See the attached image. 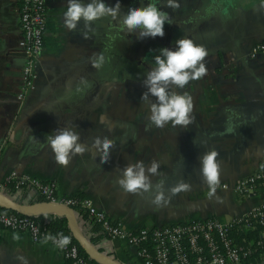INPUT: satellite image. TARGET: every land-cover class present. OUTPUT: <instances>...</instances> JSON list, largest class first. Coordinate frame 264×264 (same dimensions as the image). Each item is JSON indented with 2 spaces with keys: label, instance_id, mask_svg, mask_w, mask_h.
I'll return each instance as SVG.
<instances>
[{
  "label": "crops",
  "instance_id": "0c3cea01",
  "mask_svg": "<svg viewBox=\"0 0 264 264\" xmlns=\"http://www.w3.org/2000/svg\"><path fill=\"white\" fill-rule=\"evenodd\" d=\"M67 2L46 0L36 87L18 98L25 61L19 49V1L0 0V181L11 170L55 180L60 195L80 192L130 231L208 216L231 222L257 208L260 191L246 196L234 185L264 170V50H254L264 41L262 0H178L175 10L161 5L164 0H120L121 16L150 2L170 15L172 24L165 23L163 37L142 39L111 17L96 21L84 39L82 22L74 32L64 26ZM105 2L114 6L116 0ZM181 37L207 50L208 72L178 89L193 98L194 122L186 129L171 123L157 128L140 100L146 91L143 81L159 49L174 50ZM101 54L103 64L94 67L93 59ZM64 127L78 132L88 147L67 167L55 162L47 141ZM97 137L114 141L107 163H101V153L92 146ZM211 149L219 153L220 183L209 197L200 156ZM153 160L161 175L150 178L153 184L164 180L168 199L159 206L149 194L127 193L118 183L126 165L143 161L147 166ZM181 179L191 189L171 196L168 190ZM37 195L24 188L13 197L30 202ZM99 245L126 264H145L128 240L104 236ZM21 255L28 264H68L50 241L0 229V264H23L17 259ZM250 264H264V254Z\"/></svg>",
  "mask_w": 264,
  "mask_h": 264
},
{
  "label": "clouds",
  "instance_id": "9594fccd",
  "mask_svg": "<svg viewBox=\"0 0 264 264\" xmlns=\"http://www.w3.org/2000/svg\"><path fill=\"white\" fill-rule=\"evenodd\" d=\"M161 5L173 10L180 7L178 0H164ZM264 8V0L260 5ZM105 17H111L121 23L126 33L137 35V39L146 37H163L165 23L172 24L170 15L161 10L155 3H148L139 7H130L121 16V3L116 0L114 6L108 5L105 0H68L67 10L63 14L64 26L71 32L76 31L78 25L83 23L85 31L83 38H89V32L94 31L92 25ZM177 47L173 50L168 47L159 49V54L154 57L155 66L147 72L143 81L146 91L140 100L149 107V120L157 128H163L168 123L174 127L187 128L194 122L193 98L186 92L181 93L178 89H184L190 82L202 79L207 75L208 69L204 63L208 55L207 50L196 44L191 38L181 37L175 41ZM104 62L101 54L93 59L94 67L99 68ZM154 97L155 100L150 99ZM56 133L47 136L55 162L67 167L73 156L83 155L88 151L87 145L80 143V134L71 127L58 128ZM195 143V141H194ZM94 148L101 153V163H107L110 158V149L114 147V141L104 137L95 138ZM219 153L211 149L200 156L202 181L208 186V196L212 197L220 183ZM159 162L153 160L149 165L143 161L130 163L122 169V176L118 179L120 187L127 193L152 196V203L156 205L166 204L164 180L152 183L151 176H160ZM191 184L179 180L168 191L171 196L183 191H189ZM170 198V197H169ZM19 239V237H15ZM51 240L59 248L66 247L71 238L58 234V238L47 234L43 242ZM23 264H28L27 258L18 256Z\"/></svg>",
  "mask_w": 264,
  "mask_h": 264
},
{
  "label": "built area",
  "instance_id": "2783aa9c",
  "mask_svg": "<svg viewBox=\"0 0 264 264\" xmlns=\"http://www.w3.org/2000/svg\"><path fill=\"white\" fill-rule=\"evenodd\" d=\"M18 1L22 30L19 49L24 53L25 61L20 70L21 83L17 96L24 98L36 87V67L45 46L48 16L46 0ZM254 50H264V41L258 42ZM222 185L229 186L227 183ZM10 188L33 189L46 200L68 204L77 213H88L93 222L101 225L108 237L128 240L136 246L137 254L145 264H244V256L249 251L236 244L229 234L232 221L236 218L225 222L218 217L208 216L169 224L145 225L130 231L105 210L98 208L89 197L60 195L55 180L11 170L0 181V190L7 193ZM234 189L246 196L260 191V205L238 218H246L248 214L259 215L264 223V211L261 209L264 207V170L238 179ZM0 229L27 231L34 241L44 240L47 234H51L37 219L15 211L0 210ZM58 234L51 235L58 238ZM261 235L264 237V230ZM65 236L70 237L71 242L62 249L49 241L64 255L68 264H96L81 251L71 234ZM148 238L151 249L142 244V240Z\"/></svg>",
  "mask_w": 264,
  "mask_h": 264
},
{
  "label": "trees",
  "instance_id": "16d2710c",
  "mask_svg": "<svg viewBox=\"0 0 264 264\" xmlns=\"http://www.w3.org/2000/svg\"><path fill=\"white\" fill-rule=\"evenodd\" d=\"M15 191V188H10L7 193L13 196L15 194ZM72 195L81 196L82 194L79 192ZM42 199H45V197L38 194L32 201ZM261 209L264 211V207H262ZM0 210L6 212L12 211L3 207H0ZM31 216L44 224L50 230L52 235L57 233H63V235L71 234L67 226V220L64 216L52 213H39ZM77 217L80 224L82 223V228L84 229L90 240L93 243L99 245L101 239L104 236H107L101 225L98 222H93L92 217H90L88 213H77ZM83 221H85V223ZM262 230H264V223L261 222L259 215L248 214L246 218H236L232 221V224L229 228V234L234 238V242L236 244L242 246L246 250H249L248 253L244 256V264H250L252 262L258 261L260 260L262 254H264V242L260 243V241L264 240V237L261 235ZM142 241L143 245L151 249V241L149 238ZM81 251L86 255V253L82 249ZM95 263L100 264L98 262Z\"/></svg>",
  "mask_w": 264,
  "mask_h": 264
},
{
  "label": "water",
  "instance_id": "95a60500",
  "mask_svg": "<svg viewBox=\"0 0 264 264\" xmlns=\"http://www.w3.org/2000/svg\"><path fill=\"white\" fill-rule=\"evenodd\" d=\"M0 207L29 216L39 213H52L64 216L71 235L92 261L100 264H126L110 253V251L103 249L101 245L95 244L90 240L78 220L77 212L68 204L46 199L24 202L0 190Z\"/></svg>",
  "mask_w": 264,
  "mask_h": 264
},
{
  "label": "rangeland",
  "instance_id": "374dc122",
  "mask_svg": "<svg viewBox=\"0 0 264 264\" xmlns=\"http://www.w3.org/2000/svg\"><path fill=\"white\" fill-rule=\"evenodd\" d=\"M139 77L141 76L140 74L138 75ZM139 77H137V79H140ZM139 88H137V90H138ZM136 89H134V91H135ZM137 94H140V92H139V90H138V93Z\"/></svg>",
  "mask_w": 264,
  "mask_h": 264
}]
</instances>
